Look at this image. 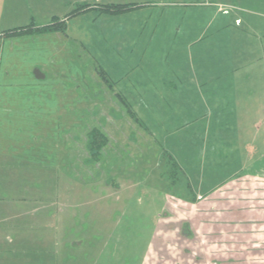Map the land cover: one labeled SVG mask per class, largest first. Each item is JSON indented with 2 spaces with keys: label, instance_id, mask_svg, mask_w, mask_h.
I'll return each instance as SVG.
<instances>
[{
  "label": "rangeland",
  "instance_id": "obj_1",
  "mask_svg": "<svg viewBox=\"0 0 264 264\" xmlns=\"http://www.w3.org/2000/svg\"><path fill=\"white\" fill-rule=\"evenodd\" d=\"M164 1L171 6L145 7L128 17L149 21L143 35L153 39L143 54L117 53L104 44L114 21L93 24L92 16L71 21L67 33L86 28L93 34L88 53L73 41L35 35L18 45L32 54L28 61L41 64L45 103L59 106L44 108L45 136L30 141L45 154L26 148L12 158L11 169L26 164L32 170L30 162L44 158L43 174L54 177L43 180L29 171L27 185L14 186L9 182L16 172L2 174L10 173L4 170L10 157L0 155V214H60L53 227L63 240L41 264H264V228L247 234L244 224L235 232L228 225V214L264 221L256 219L264 214V173L251 175L264 162L235 178L232 171L248 144L264 152V94L251 90L245 100L248 94L236 90V78L226 89L191 88L174 79L176 68L193 73L211 64L197 54L209 53L213 45L231 56L234 70H262L263 64L244 54L264 52V0ZM59 5H37L20 25L48 24L64 13L66 4ZM0 17V29L20 21L6 13ZM19 64L13 67L26 68L25 61ZM226 103L237 105L235 121L219 124L215 107L231 113ZM217 127L227 133L215 140ZM94 129L106 137L97 154L89 146ZM9 142L0 140V151L8 155L16 147Z\"/></svg>",
  "mask_w": 264,
  "mask_h": 264
},
{
  "label": "crops",
  "instance_id": "obj_2",
  "mask_svg": "<svg viewBox=\"0 0 264 264\" xmlns=\"http://www.w3.org/2000/svg\"><path fill=\"white\" fill-rule=\"evenodd\" d=\"M50 2L52 3V6L54 4H60V9H62L61 4H66V6L64 7V13L60 14V17L53 16L48 24H50L54 18L65 20L74 8L78 6H86V8L79 15L65 21L66 30L63 34L32 33L15 37L2 36L3 32L8 30L32 24L28 23L22 26L20 25L22 22L21 20L24 18L27 19L26 14L30 10H34L37 5H44V3ZM99 5H129L134 7H132L133 9L129 11L111 15L98 11L97 6ZM72 6L74 7L71 8ZM151 6L167 8L171 6V4L164 0H0V15L6 13L12 17L16 16V18H14L20 20L16 23L17 26L19 25L18 27L14 25L16 27L10 29H0V140H5L7 142L11 141L9 142V145L11 147L16 146L15 150H11L9 148V155L7 150L4 152L0 151V155L4 154V156L10 157L8 159H4V162L7 164V167L4 168V170H7L5 172L10 173H2L3 177L7 178V175H12L13 171L16 172L12 176L13 181L9 183H14V186L19 187L27 185L24 181H26V178H30L29 171H32L33 173L35 172L37 176L39 174V176H42L43 180L50 179L53 181V174H43V164L45 162L44 158H42L43 161L41 162L38 161L37 157L34 161H31L30 164L32 165L30 166V169L32 170L25 169L26 164L22 166L20 164L18 166L13 165V168L15 169H11V167L12 163H14L12 158L14 156H19L18 154L21 152H25L26 148H29L28 151H34L35 153L38 149L45 154L44 148H38V144L33 146L34 144H30V141L37 143L39 139H43L45 136L46 130H44L45 127L43 126V123L44 116L48 111L44 113V108L59 106V104H54V102L50 100H46L48 103H45V100L43 99V83L46 81V76L41 64L33 63L32 60L28 61L32 58V54L24 52L22 48H18V45L25 44L23 40L29 35H35L39 38L46 37V40H50V38L57 39L58 42L59 39H65L67 42L73 41L76 45L79 44L78 46L84 53H88L90 52L88 50V44H91L89 43V40L93 34L88 36L86 28H83V31L79 34L70 35L67 33L70 31L71 21L72 23L81 22L82 19L85 21L86 17L92 16V21L94 22L93 24H96L97 21H101L103 24L114 21L113 26H116V29H113V26L109 29L106 28L107 32L104 33L106 38H103L104 44L115 47L117 53L131 52L143 54L147 52L144 45H148L153 39V36L143 35V28L149 25V21H139L136 18L128 17L138 11H142L145 7L147 8ZM18 11H20L19 14L17 13ZM124 16L127 18L121 20ZM35 26L43 27L37 24H35ZM14 41L19 43H16L13 46V43H15ZM72 49H70V51H72ZM214 50H218V47L213 45L212 49L209 50V53L204 51L197 54L202 62L205 59L212 61L211 64H207L208 66L197 68L193 71V73L191 70L187 71L185 68H176L174 70L175 83L178 82L179 84H187L188 86H191V88H199V86L204 85H208L209 87V85L216 84L220 86V88L224 87L226 89L228 88L230 81L233 82V79L236 78L239 81V86H236V90H242L248 94L245 97V100H248L249 96L252 95L251 90L256 93L258 91V94L263 96L264 52L255 51L254 53L244 54L247 55L246 57L248 58L250 57L258 60L255 64H263L262 70L257 68L252 69V67H249L248 69L242 68L241 71L238 72L239 70H234L230 65V61L232 60L230 55L226 54L223 56L221 55L220 50L219 52ZM52 51L54 54H58L56 49H52ZM47 53H49V51ZM174 58L175 60H178L179 55L175 54ZM24 61L26 64V68L24 70L13 67V64L16 65L17 63H20L19 65L22 67ZM208 67L211 69V76L208 75L210 70ZM13 76L18 77L15 82L11 81ZM209 77H211L210 80L207 79ZM206 79L209 82H205L204 80ZM233 88L235 89V86ZM220 98L222 99V97ZM231 99H234V97H231ZM222 106L223 105H218L215 107L214 115L217 123H229V121L234 120L236 115L234 107L237 105L231 103H226V105L224 104L225 107L230 106L231 113L229 111L227 112L226 109H223ZM246 112L248 114V110ZM249 112L252 115L250 110ZM57 116L58 114L56 117ZM259 122L260 124L263 123L261 121ZM218 127L214 129L215 140H217L220 136H223V133L225 132V130H220ZM47 133H49V131H47ZM225 133H227V131ZM247 146L246 155L241 157L242 160H240L239 163L236 162L238 166L232 169V171H234L233 178L236 177L237 172L239 176L242 172L248 171L249 168H254L252 165L253 163L257 161L264 162V152L255 151V145L248 144ZM66 152L70 155L69 149H67ZM66 162L67 165H69V156ZM59 163L55 165L56 168L59 167ZM8 164H11V166H8ZM36 166L42 170L36 169ZM36 170L39 171L36 172ZM53 170L54 168L50 171ZM262 172L264 173L263 166L256 169L254 174L252 173L251 175L256 176V174ZM63 186L64 193H69L70 189L68 184ZM198 186L203 187V184H198ZM195 188L199 192L200 188ZM65 189H67V191H65ZM203 192L199 193L202 194ZM62 215L66 217L67 214ZM241 215L242 214H228V219H230L228 221V225L230 228H233L231 232H235L236 230L234 229L240 227L241 224H244V230L248 231L247 234H250V231H259L264 228V214H258L256 218L257 220L260 218L261 222L263 221L262 225L252 223V221L248 219L247 214H243V218H241ZM59 217L60 214H0V264H41V261L47 262L53 253L52 247L58 248L59 243L63 240L60 238V228L56 225L53 227L54 222L58 224ZM238 222L240 224L235 227ZM251 227H255V229Z\"/></svg>",
  "mask_w": 264,
  "mask_h": 264
},
{
  "label": "trees",
  "instance_id": "obj_3",
  "mask_svg": "<svg viewBox=\"0 0 264 264\" xmlns=\"http://www.w3.org/2000/svg\"><path fill=\"white\" fill-rule=\"evenodd\" d=\"M134 6L129 5H99L97 6L98 11L109 14L122 13L125 11H129L133 9ZM86 6H78L76 7L66 18L65 20H60L57 18L52 19L51 23L43 26L36 27L33 24H29L28 26L20 27L13 30H8L3 32L2 36L4 37H15L21 35H28L32 33L37 34H45V33H64L66 30L65 21L67 19H71L77 15H79ZM91 143H89L90 151H94L96 154L99 153L100 148L105 145L106 137L103 133H101L98 129H94L90 133Z\"/></svg>",
  "mask_w": 264,
  "mask_h": 264
}]
</instances>
